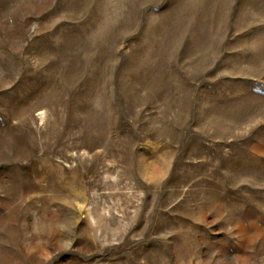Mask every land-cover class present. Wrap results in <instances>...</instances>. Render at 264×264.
Wrapping results in <instances>:
<instances>
[{"label":"rangeland","instance_id":"obj_1","mask_svg":"<svg viewBox=\"0 0 264 264\" xmlns=\"http://www.w3.org/2000/svg\"><path fill=\"white\" fill-rule=\"evenodd\" d=\"M0 264H264V0H0Z\"/></svg>","mask_w":264,"mask_h":264},{"label":"bare ground","instance_id":"obj_2","mask_svg":"<svg viewBox=\"0 0 264 264\" xmlns=\"http://www.w3.org/2000/svg\"><path fill=\"white\" fill-rule=\"evenodd\" d=\"M40 116H42V114H40Z\"/></svg>","mask_w":264,"mask_h":264}]
</instances>
